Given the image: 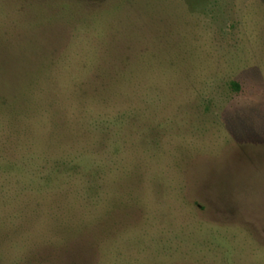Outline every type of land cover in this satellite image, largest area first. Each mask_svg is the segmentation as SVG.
<instances>
[{
	"label": "rangeland",
	"instance_id": "1",
	"mask_svg": "<svg viewBox=\"0 0 264 264\" xmlns=\"http://www.w3.org/2000/svg\"><path fill=\"white\" fill-rule=\"evenodd\" d=\"M0 264H264V0H0Z\"/></svg>",
	"mask_w": 264,
	"mask_h": 264
},
{
	"label": "trees",
	"instance_id": "2",
	"mask_svg": "<svg viewBox=\"0 0 264 264\" xmlns=\"http://www.w3.org/2000/svg\"><path fill=\"white\" fill-rule=\"evenodd\" d=\"M238 87V86H237Z\"/></svg>",
	"mask_w": 264,
	"mask_h": 264
}]
</instances>
